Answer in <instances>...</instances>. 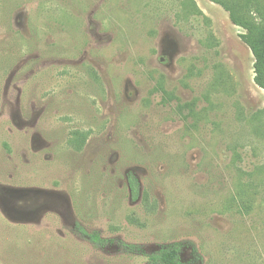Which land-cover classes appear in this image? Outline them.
Segmentation results:
<instances>
[{"label":"rangeland","instance_id":"1","mask_svg":"<svg viewBox=\"0 0 264 264\" xmlns=\"http://www.w3.org/2000/svg\"><path fill=\"white\" fill-rule=\"evenodd\" d=\"M263 31L264 0H0V264H264Z\"/></svg>","mask_w":264,"mask_h":264},{"label":"trees","instance_id":"2","mask_svg":"<svg viewBox=\"0 0 264 264\" xmlns=\"http://www.w3.org/2000/svg\"><path fill=\"white\" fill-rule=\"evenodd\" d=\"M253 45L254 51L257 53L260 60L264 63V31L261 33L260 37L257 38L256 43ZM85 142L86 136L78 132L76 134L74 145H77V147H82ZM128 181L131 196L134 200H138L140 195V188L137 178L131 175ZM79 233L83 237H86L88 240H90L91 243H93V245L98 248L105 247L107 243L110 242L106 239H102L98 233L89 234L83 229H80ZM120 245L124 248L127 253L131 255L146 256L148 259L147 264H184L182 261L183 250L181 244L174 243L171 245H167L165 247H162L158 251L152 252L150 254H146L141 246L125 243H120Z\"/></svg>","mask_w":264,"mask_h":264}]
</instances>
